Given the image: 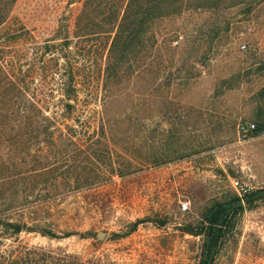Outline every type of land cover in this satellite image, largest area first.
Segmentation results:
<instances>
[{
	"label": "rangeland",
	"instance_id": "1",
	"mask_svg": "<svg viewBox=\"0 0 264 264\" xmlns=\"http://www.w3.org/2000/svg\"><path fill=\"white\" fill-rule=\"evenodd\" d=\"M226 4L233 5L226 6L221 16H203L205 28L220 24L223 29L206 48L210 75L186 95L175 83L164 90L165 95L207 105L204 95L213 92L218 77L264 62V0H226ZM81 5L82 1L72 0H16L0 26V54L14 61L23 86L48 115L64 129L73 126L85 139L97 130L102 110L106 36L74 35ZM181 19L167 23V29L181 25L195 35L196 25L204 21L196 15L190 22ZM70 82L76 104L67 113L63 103L73 100L67 99L64 88ZM261 86L264 72L251 75L230 96L239 101L238 112L232 115L239 124H252L251 103L244 102ZM118 109L116 105L114 110ZM207 126L194 133L200 144L210 136ZM192 135L184 134L189 143H197ZM209 140L204 151L188 159L114 176L106 184L12 214V219L50 229L59 237L25 229L3 238L0 252L13 251L29 264H200L203 237L185 228L200 225L214 201L240 194L241 188H264V131L254 135L236 125L235 134L225 130ZM183 202H188L186 210L181 208ZM212 264H264V205L238 214Z\"/></svg>",
	"mask_w": 264,
	"mask_h": 264
},
{
	"label": "trees",
	"instance_id": "2",
	"mask_svg": "<svg viewBox=\"0 0 264 264\" xmlns=\"http://www.w3.org/2000/svg\"><path fill=\"white\" fill-rule=\"evenodd\" d=\"M72 1H82L74 35L106 36L98 128L85 139L73 126L62 128L28 93L14 61L0 54V246L3 238L25 229L59 237L50 229L12 219V214L106 184L114 176L188 159L204 151L209 139L220 137L225 130L235 134L236 125L244 124L232 117L238 112L239 101L230 96L243 82H249L251 75L264 72L262 62L218 77L213 92L204 95L208 104L203 106L167 96L164 90L174 83L186 95L210 75L206 48L223 29L220 24L205 28L203 16L213 13L219 17L233 4L226 0ZM15 2L0 0V26ZM194 15L204 20L196 25L197 34L181 25L167 29V23L181 18L190 22ZM64 94L73 100L63 103L70 113L76 104L71 82ZM247 102L252 106L249 117L254 127L247 124L244 129L255 135L264 131V86L252 92L244 104ZM203 126L211 133L200 144L194 133ZM185 132L193 134L197 143H189ZM260 204L264 205V188H241L240 194L210 204L200 225L187 226L185 232L203 237L200 264H207L209 258L213 261L238 214ZM0 264L29 262L10 251L0 252Z\"/></svg>",
	"mask_w": 264,
	"mask_h": 264
},
{
	"label": "built area",
	"instance_id": "3",
	"mask_svg": "<svg viewBox=\"0 0 264 264\" xmlns=\"http://www.w3.org/2000/svg\"><path fill=\"white\" fill-rule=\"evenodd\" d=\"M249 127L250 128H253L254 127V124H249ZM241 128L242 129H244V126H241ZM234 185H238V181H234ZM181 208L183 209V210H186L187 208H188V202H183V203H181Z\"/></svg>",
	"mask_w": 264,
	"mask_h": 264
},
{
	"label": "water",
	"instance_id": "4",
	"mask_svg": "<svg viewBox=\"0 0 264 264\" xmlns=\"http://www.w3.org/2000/svg\"><path fill=\"white\" fill-rule=\"evenodd\" d=\"M99 235L102 236L101 233H99ZM207 264H212V258H209V259H208Z\"/></svg>",
	"mask_w": 264,
	"mask_h": 264
}]
</instances>
